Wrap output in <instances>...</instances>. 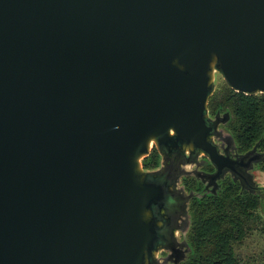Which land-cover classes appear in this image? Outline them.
I'll list each match as a JSON object with an SVG mask.
<instances>
[{"label":"water","instance_id":"95a60500","mask_svg":"<svg viewBox=\"0 0 264 264\" xmlns=\"http://www.w3.org/2000/svg\"><path fill=\"white\" fill-rule=\"evenodd\" d=\"M217 77L264 94V0H0V264L184 263L200 156L263 199Z\"/></svg>","mask_w":264,"mask_h":264},{"label":"trees","instance_id":"16d2710c","mask_svg":"<svg viewBox=\"0 0 264 264\" xmlns=\"http://www.w3.org/2000/svg\"><path fill=\"white\" fill-rule=\"evenodd\" d=\"M209 108L230 113L227 128L239 151H249L257 144L264 150V94L247 96L228 86L227 92L219 90L213 95ZM159 158L154 149L143 161L144 168H157ZM260 165L264 172V162ZM190 181L193 187L196 181ZM259 208H262V198L243 191L233 180L216 196L193 199L192 225L187 236L192 251L182 264H244L235 254L234 244L247 236Z\"/></svg>","mask_w":264,"mask_h":264},{"label":"flooded vegetation","instance_id":"af4514ba","mask_svg":"<svg viewBox=\"0 0 264 264\" xmlns=\"http://www.w3.org/2000/svg\"><path fill=\"white\" fill-rule=\"evenodd\" d=\"M209 113L212 119H216V116H218V118L216 119V122H218V134H217V138L215 139V144L218 147L219 153L223 157H228V158H230V155L236 157L247 153L248 151L246 152L239 151L238 147H235L230 142V132L228 131L227 128L230 119L228 120V117L226 116L227 112L222 111L218 113V111H213L210 110L209 108ZM258 152H264V150L258 148ZM148 170H153V169H148ZM194 170L195 172L198 173V178H193L187 175L186 173V175L181 177L180 186L183 187V189L187 194H190V192L193 191V193L195 192V194H201L202 198L209 197L212 195L213 196L218 195V193L221 192L226 185L230 186V180H233L229 169H226L225 172L219 176V178H214V176L217 173L216 172L217 169L205 156H200L197 159ZM191 179H195L196 181L193 187H191V181H190ZM191 202L192 200L190 201V204ZM189 213L191 215L190 206H189ZM185 226H186V221L184 220L181 228L184 229ZM179 237H180V241L184 240V235L182 234V232L179 233ZM166 255L167 254L162 253L161 256L165 257ZM180 263L181 262L177 258L174 264H180Z\"/></svg>","mask_w":264,"mask_h":264},{"label":"rangeland","instance_id":"374dc122","mask_svg":"<svg viewBox=\"0 0 264 264\" xmlns=\"http://www.w3.org/2000/svg\"><path fill=\"white\" fill-rule=\"evenodd\" d=\"M216 84V92L219 90L228 91V86L222 78L217 77ZM252 174L255 176L257 184L260 187H264V172L261 165H255ZM250 226L251 230L243 241L234 244V251L239 260L244 264H261L264 260V198L262 199V208L257 210L255 219Z\"/></svg>","mask_w":264,"mask_h":264}]
</instances>
